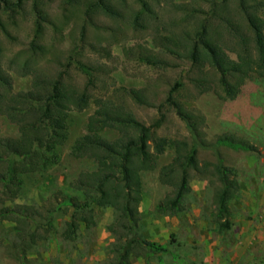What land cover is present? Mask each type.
Segmentation results:
<instances>
[{
	"label": "rangeland",
	"instance_id": "obj_1",
	"mask_svg": "<svg viewBox=\"0 0 264 264\" xmlns=\"http://www.w3.org/2000/svg\"><path fill=\"white\" fill-rule=\"evenodd\" d=\"M245 5L264 21V0H245ZM238 6L239 0H0V66L11 79V92L30 89L35 79L61 76L68 90L83 92L89 101L81 110H69L58 163L23 177L15 202L52 213V227L26 264H96L111 257V207L94 206V223H80L72 240L63 237L72 210L68 201L82 198L76 180L95 168L92 159L76 158L70 148L99 108L131 115L144 125L158 123L156 135L173 141L155 169L141 172V233L166 251L148 261L133 257V264H264V75L254 65L244 75L228 74L230 85L238 87L231 98L218 72L202 59L201 44V59L190 55L204 24L212 45L230 61L255 60L253 33ZM176 83L172 96L190 114L196 139L205 143L196 146V159L208 166L188 171L190 190L182 210L170 215L155 212L157 203L174 192L159 180V169L172 161L175 143H184L186 152L195 142L166 102ZM133 91L141 93V101ZM120 130L101 134L124 138ZM17 135V124L0 114V137ZM223 138L249 147L217 143ZM219 159L233 169L238 183L229 201L233 225L222 233L213 221L220 183L210 166ZM11 226L0 219V264H18L9 253Z\"/></svg>",
	"mask_w": 264,
	"mask_h": 264
},
{
	"label": "trees",
	"instance_id": "obj_2",
	"mask_svg": "<svg viewBox=\"0 0 264 264\" xmlns=\"http://www.w3.org/2000/svg\"><path fill=\"white\" fill-rule=\"evenodd\" d=\"M94 5V4H92ZM91 6L88 7L90 9ZM109 13V7H100ZM248 27L253 33L255 60L250 57L234 63L223 52L212 45L207 27L202 24L196 31L190 55L195 61L201 59L199 44L203 47L202 57L207 59L219 74L224 92L233 98L238 87L230 85L228 74L238 72L246 74L251 66L260 75H264V21L239 0ZM112 12V11H111ZM240 81H242L240 76ZM11 79L0 66V114L13 120L18 127L15 137H0V219L12 224L14 240L9 245V253L18 264H26L33 248L46 238L52 227V213L30 203H16L23 177L30 173L43 172L59 161L58 147L67 138V117L70 109L81 110L88 105V98L83 92L68 90L61 76L52 81L35 79L30 89L17 93L11 92ZM172 87L166 97L176 114L187 124L194 144L185 152L184 143H175V155L172 161L159 169V180L174 188L173 195L161 200L155 206L159 214H177L182 210V200L189 192L188 171L203 170L196 159L197 145L205 143L196 139L197 129L191 116L175 101L172 96L176 89ZM135 99L141 101L142 95L133 91ZM158 123L144 125L131 115L97 109L88 118L86 132L78 136L71 145L70 154L76 158H90L95 168L79 174L76 187L81 190L82 198L72 196L68 206L72 208L66 222L63 237L72 240L80 223H94V206L111 207L114 212L113 222L108 230L114 233L111 243V257L96 264H133V257L148 258L166 251V247L146 239L141 233L142 218L139 204L142 200V171L155 169L158 156L164 152L167 141L158 137L154 127ZM104 129H122L125 137L108 139L101 132ZM130 129L131 132L126 131ZM247 149L249 146L234 143L227 138L218 139L217 143ZM150 146L153 150L150 149ZM220 183L216 193V207L213 212L215 229L222 233L233 225L229 201L233 198L238 183L232 168L225 166L219 159L210 165Z\"/></svg>",
	"mask_w": 264,
	"mask_h": 264
}]
</instances>
